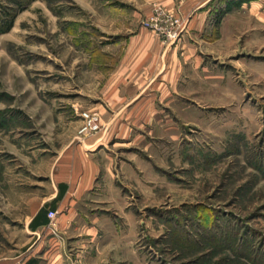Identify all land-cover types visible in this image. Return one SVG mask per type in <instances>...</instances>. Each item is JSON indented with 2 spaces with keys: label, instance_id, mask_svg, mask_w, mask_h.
<instances>
[{
  "label": "rangeland",
  "instance_id": "obj_1",
  "mask_svg": "<svg viewBox=\"0 0 264 264\" xmlns=\"http://www.w3.org/2000/svg\"><path fill=\"white\" fill-rule=\"evenodd\" d=\"M228 3L212 30L241 13L239 33L226 55L214 44L204 57L211 78L178 84L167 121L141 123L140 136L134 126L112 149L127 168L116 177L125 208L109 213L99 264H264V0ZM133 21L170 45L186 29L179 6L156 1L0 0V264H27L30 194L45 193L48 170L81 139L80 112L99 115L89 108L103 53Z\"/></svg>",
  "mask_w": 264,
  "mask_h": 264
},
{
  "label": "crops",
  "instance_id": "obj_2",
  "mask_svg": "<svg viewBox=\"0 0 264 264\" xmlns=\"http://www.w3.org/2000/svg\"><path fill=\"white\" fill-rule=\"evenodd\" d=\"M145 1L179 6L186 29L173 45L135 27L134 21L125 25L123 33L114 34L107 54L103 53L109 65L99 67L100 89L89 108L100 115V131L81 139L75 137L77 143L69 146L48 170L50 182L45 193L30 194L25 209L26 229L36 240L25 258L27 264H99V252L104 253L100 250V234L109 255L114 228L109 213L125 208L116 177L127 173L122 161L117 164L112 149L130 145L128 139L134 126L140 136L141 123L154 122L158 128L167 121L164 108L179 95L178 84H197L198 78L199 84H205L211 76L203 66L204 57L216 55L212 51L214 44L220 45V56L226 55L222 51L228 48L230 35L239 33L241 13L225 15L217 33L212 30L216 11L226 7L228 0ZM260 5L252 2L242 9L247 8V14L252 16ZM48 210L57 214L52 227ZM35 218L36 224L30 228Z\"/></svg>",
  "mask_w": 264,
  "mask_h": 264
},
{
  "label": "built area",
  "instance_id": "obj_3",
  "mask_svg": "<svg viewBox=\"0 0 264 264\" xmlns=\"http://www.w3.org/2000/svg\"><path fill=\"white\" fill-rule=\"evenodd\" d=\"M178 22H179L178 20L174 21V28L167 33L168 38L175 39L177 37V31H175V28L179 26ZM79 117H80V127L78 129L79 137L82 138L88 135L95 134L100 131L101 119L97 113L82 111L80 112ZM55 217H56V212L54 211L48 212L47 218L50 224L54 221Z\"/></svg>",
  "mask_w": 264,
  "mask_h": 264
},
{
  "label": "trees",
  "instance_id": "obj_4",
  "mask_svg": "<svg viewBox=\"0 0 264 264\" xmlns=\"http://www.w3.org/2000/svg\"><path fill=\"white\" fill-rule=\"evenodd\" d=\"M235 3H236V2H235ZM227 6L229 7V4H228ZM228 7L226 8L227 10H228ZM223 12H224V11H223ZM220 16H222V14H220L218 17H220ZM220 19H221V18H220ZM217 20H219V19L217 18L216 21H217ZM49 211H52V210H48V211H47V214H48ZM39 214H41V212H40ZM39 214H38V215H39ZM36 218H37V217H36ZM36 218L30 223V228H34V226H35V224H36V223H35Z\"/></svg>",
  "mask_w": 264,
  "mask_h": 264
}]
</instances>
